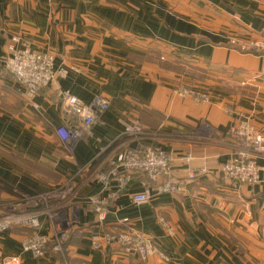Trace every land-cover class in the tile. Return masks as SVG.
I'll use <instances>...</instances> for the list:
<instances>
[{
    "label": "crops",
    "instance_id": "obj_1",
    "mask_svg": "<svg viewBox=\"0 0 264 264\" xmlns=\"http://www.w3.org/2000/svg\"><path fill=\"white\" fill-rule=\"evenodd\" d=\"M263 25L264 0H0V206L39 210L36 232L48 240L45 255L34 257L21 250L29 230L13 227L0 234V261L264 264V156L257 183L227 182L219 171L232 155L225 134L241 116L264 135L262 59L230 44L256 38ZM13 37L50 53L54 70L65 71L33 98L5 65L21 47ZM65 93L108 104L72 153L55 133L64 122L80 125L64 116ZM137 123L148 134L134 133ZM135 147L170 153L179 189L158 193V181L139 173L124 189L112 183L99 223L88 204L102 193L94 173ZM188 168L204 172L188 180ZM147 187L150 199L135 204L133 194ZM46 207L66 218L62 251L53 239L60 219ZM126 227L154 238L166 258L142 260L113 243L92 247L93 234Z\"/></svg>",
    "mask_w": 264,
    "mask_h": 264
},
{
    "label": "built area",
    "instance_id": "obj_2",
    "mask_svg": "<svg viewBox=\"0 0 264 264\" xmlns=\"http://www.w3.org/2000/svg\"><path fill=\"white\" fill-rule=\"evenodd\" d=\"M19 41L21 47L12 50V55L7 57L5 65L13 78L26 90L28 98L36 96L39 89L49 85L55 78L56 73L64 75L65 71L53 68V56L50 53H41L31 48L25 40L13 37ZM230 44L238 47L241 51H249L258 54L262 59V68L259 77H264V25L259 30L256 38L239 42L231 39ZM186 92V90H184ZM199 100V97H195ZM62 109L66 118L78 117L79 126H73L66 122L61 123L55 129L56 135L66 150L73 152L77 143L82 138L83 132L98 119L99 115L107 109L108 104L100 97H94L91 102L84 103L73 94H63L61 97ZM134 133L139 135L148 134L140 124H135ZM227 143L230 145L232 155L222 161L219 166L221 178L235 184H254L259 181L260 166L258 158L264 156V135L256 128L250 116H241L226 132ZM188 164L191 156H183ZM173 157L160 147H135L126 148L114 156L112 167L106 170H96L95 180L101 185L102 193L88 198V204L96 219L101 223L109 210V195L106 191L112 183L119 189L126 188L134 179L135 174H146L153 181H158L156 192L174 194L178 191L180 183L173 178ZM204 170L188 168L186 178L193 180ZM151 197L150 189L133 194L135 204H143ZM46 213L52 220L58 218L66 220L59 212L60 208H45ZM39 210L25 212H9L0 206V234L16 226L29 230V233L21 240V250L30 252L34 257L45 255L47 238L36 232L41 226ZM64 216V217H63ZM57 220L54 229V247L62 251L63 243L67 239V223ZM102 242L113 243L127 254H136L142 260L151 255L166 258L159 245L150 236L141 234L135 227H126L114 232L96 233L91 236L93 248L101 246ZM0 264H22L19 256L3 258Z\"/></svg>",
    "mask_w": 264,
    "mask_h": 264
},
{
    "label": "trees",
    "instance_id": "obj_3",
    "mask_svg": "<svg viewBox=\"0 0 264 264\" xmlns=\"http://www.w3.org/2000/svg\"><path fill=\"white\" fill-rule=\"evenodd\" d=\"M11 75H12V74H11ZM145 175H146V174H145ZM146 178L148 179V176H147V175H146ZM148 182H149V183H153V184L155 183V182L151 181L150 178L148 179ZM155 184H156V183H155ZM66 241H67V240H66Z\"/></svg>",
    "mask_w": 264,
    "mask_h": 264
}]
</instances>
